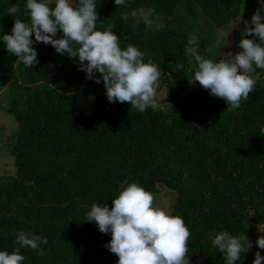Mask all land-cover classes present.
I'll return each mask as SVG.
<instances>
[{"label":"trees","instance_id":"16d2710c","mask_svg":"<svg viewBox=\"0 0 264 264\" xmlns=\"http://www.w3.org/2000/svg\"><path fill=\"white\" fill-rule=\"evenodd\" d=\"M179 11L248 23L231 34L251 76L201 72L206 41L173 25ZM259 75L264 0H0V95L17 123L0 264H229L233 245L240 258L262 250L239 263L260 264ZM161 187L174 192L166 213L153 204Z\"/></svg>","mask_w":264,"mask_h":264},{"label":"rangeland","instance_id":"374dc122","mask_svg":"<svg viewBox=\"0 0 264 264\" xmlns=\"http://www.w3.org/2000/svg\"><path fill=\"white\" fill-rule=\"evenodd\" d=\"M184 15L181 11L177 12L172 18L174 26H183ZM185 24H191L190 32L201 39L206 41V54L211 57V64H209L210 57L208 58L205 66L200 70L201 72L215 71V74H218L219 68H229L231 71V77L234 80L242 81L243 77H250L251 74L246 75L245 67L250 63L249 50L245 45H237L232 40L231 28L236 25H246L248 23L244 22L242 19L235 18L234 20L226 23L222 27H215L212 21L206 17L200 15L195 22L185 21ZM155 24L150 27L153 28ZM211 65L212 67L208 66ZM197 72L194 79H191V85L196 86L201 82L200 73ZM254 76H258L255 74ZM198 77V79H197ZM259 77L264 78V75H259ZM2 90H0L1 92ZM162 96V93L156 92L152 89H149V97ZM8 96L6 92L0 95V179L4 176L13 175L15 172V167L13 164V157L8 150L9 136L11 133L15 132L17 129V123L14 117L6 111L8 105ZM174 192L166 187L159 188L154 194L153 204L162 208L163 213L168 212L169 202L171 198L173 199ZM172 201V200H171ZM162 212H160V215ZM154 221H157L154 216ZM235 246H231L229 250V264H239L242 262L249 263L251 262L257 252H262L254 245H248L245 249V254L243 257H238L235 253ZM260 250V251H259ZM262 257L263 253H259ZM260 264H264V259L261 258Z\"/></svg>","mask_w":264,"mask_h":264},{"label":"water","instance_id":"95a60500","mask_svg":"<svg viewBox=\"0 0 264 264\" xmlns=\"http://www.w3.org/2000/svg\"><path fill=\"white\" fill-rule=\"evenodd\" d=\"M149 14H150V11L146 10L145 15L141 18L139 16H135L132 14H127L126 18L129 22H131L132 20H138L140 18L141 21L146 22L149 27H152L154 24H157L160 22V19L158 18L150 19Z\"/></svg>","mask_w":264,"mask_h":264},{"label":"clouds","instance_id":"9594fccd","mask_svg":"<svg viewBox=\"0 0 264 264\" xmlns=\"http://www.w3.org/2000/svg\"><path fill=\"white\" fill-rule=\"evenodd\" d=\"M150 15V14H149Z\"/></svg>","mask_w":264,"mask_h":264}]
</instances>
